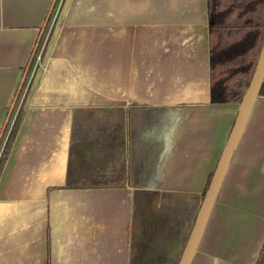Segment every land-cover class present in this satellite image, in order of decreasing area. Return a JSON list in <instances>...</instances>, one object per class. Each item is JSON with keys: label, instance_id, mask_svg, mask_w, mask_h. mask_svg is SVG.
I'll return each instance as SVG.
<instances>
[{"label": "crops", "instance_id": "1", "mask_svg": "<svg viewBox=\"0 0 264 264\" xmlns=\"http://www.w3.org/2000/svg\"><path fill=\"white\" fill-rule=\"evenodd\" d=\"M61 2L0 0V152L38 68L0 264H178L239 104L210 100L205 0H67L41 62ZM263 241L264 78L189 264H254Z\"/></svg>", "mask_w": 264, "mask_h": 264}, {"label": "trees", "instance_id": "2", "mask_svg": "<svg viewBox=\"0 0 264 264\" xmlns=\"http://www.w3.org/2000/svg\"><path fill=\"white\" fill-rule=\"evenodd\" d=\"M67 0H62L41 54L44 62L55 39ZM208 24L209 84L212 102L239 103L254 71L264 41V0H205ZM33 72L0 152V171L8 156L27 96L36 80ZM6 123L0 131V142ZM212 174L209 176V180ZM254 264H264V241Z\"/></svg>", "mask_w": 264, "mask_h": 264}, {"label": "water", "instance_id": "3", "mask_svg": "<svg viewBox=\"0 0 264 264\" xmlns=\"http://www.w3.org/2000/svg\"><path fill=\"white\" fill-rule=\"evenodd\" d=\"M264 78V41L261 46L257 62L249 80V83L238 104V110L227 140L221 150L218 162L212 173L209 185L204 193L200 208L198 210L193 228L189 235L186 246L182 252L178 264H189L197 247L199 238L208 218L209 212L217 195L220 183L225 173L231 154L241 136L247 116L254 100L259 95V89ZM6 118L5 122L7 121Z\"/></svg>", "mask_w": 264, "mask_h": 264}, {"label": "rangeland", "instance_id": "4", "mask_svg": "<svg viewBox=\"0 0 264 264\" xmlns=\"http://www.w3.org/2000/svg\"><path fill=\"white\" fill-rule=\"evenodd\" d=\"M60 22H61V21H60ZM60 22H59V23H60ZM24 85L26 86V84H23V88H21V90L24 89ZM21 87H22V86H21ZM17 99H18V98H17Z\"/></svg>", "mask_w": 264, "mask_h": 264}, {"label": "built area", "instance_id": "5", "mask_svg": "<svg viewBox=\"0 0 264 264\" xmlns=\"http://www.w3.org/2000/svg\"><path fill=\"white\" fill-rule=\"evenodd\" d=\"M37 58H39V56H37Z\"/></svg>", "mask_w": 264, "mask_h": 264}]
</instances>
